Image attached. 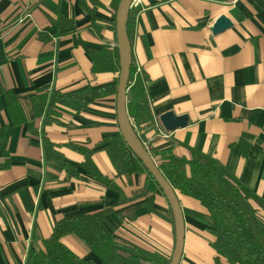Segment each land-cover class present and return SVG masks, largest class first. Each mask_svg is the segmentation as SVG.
Segmentation results:
<instances>
[{
    "label": "crops",
    "instance_id": "0c3cea01",
    "mask_svg": "<svg viewBox=\"0 0 264 264\" xmlns=\"http://www.w3.org/2000/svg\"><path fill=\"white\" fill-rule=\"evenodd\" d=\"M95 1L97 32L76 0H0V90L15 95L23 121L11 125L0 93V129L13 127L0 140V264H23L28 247H39L60 219L104 208L117 251L171 256L173 222L160 190L144 174L116 176L105 152L95 149L118 134L115 95L88 99L78 113L55 108L56 121L46 125L32 111L30 97L38 92L82 94L114 82L115 75L90 72L89 55L116 44L109 0ZM129 14L131 61L144 76L154 128L166 112L187 117L166 139L146 128L147 143L153 150L170 146L178 158L189 150L212 158L264 204V0H140ZM219 16L231 26L212 35ZM60 19L72 25L60 29ZM42 136L79 178L64 181V173L46 166ZM67 144L93 149L94 167L115 190L86 175L82 156ZM176 197L184 227L178 264H226L213 261L212 238L201 221L208 220L205 209ZM60 243L101 264L73 236Z\"/></svg>",
    "mask_w": 264,
    "mask_h": 264
},
{
    "label": "trees",
    "instance_id": "16d2710c",
    "mask_svg": "<svg viewBox=\"0 0 264 264\" xmlns=\"http://www.w3.org/2000/svg\"><path fill=\"white\" fill-rule=\"evenodd\" d=\"M215 1L227 3L232 0ZM118 2L119 0H109L108 3L114 36V14ZM76 3L83 13L90 16V27L97 32L98 27L95 25L97 19L94 17L95 9L98 7L97 2L76 0ZM129 13L130 9L127 13L125 30L130 43L132 18ZM71 25V20L60 19L58 22L60 29L69 28ZM89 57L91 74L109 73L117 78L116 47L104 45L100 51L91 53ZM116 78L110 85L82 94L38 92L30 97L32 111L36 117H43V124H50L57 118L55 108L60 107L78 113L87 105L88 99L115 95ZM0 93L12 121L11 125L22 123L15 104V95L4 90H0ZM125 111L133 133L141 144H145L147 140L144 130L148 127L149 130H153L154 122L144 88V76L135 72L132 61L126 83ZM12 128L10 126L0 129L1 141H5L11 135ZM66 146L82 156L83 160L79 166L86 175L112 191L115 190L109 180L94 167L91 161L93 149L74 144ZM55 147L45 136H42L46 166L57 173H64V181L79 178L75 167L67 163ZM95 149L105 152L116 176L129 178L132 174H144L146 178L152 180L141 163L129 152L119 134L103 138ZM145 150L176 195L192 199L205 209L208 220L201 221L206 225L207 232L212 238L210 248L214 253V263L223 259L226 264H264V216L260 213L261 209L264 211L262 202L210 157L189 150L187 158H178L171 154L170 146L158 150L152 148ZM47 179L56 180L57 177L47 174ZM108 212L109 209L104 208L92 214H73L60 219L54 224L49 237L39 241V247L33 245L28 247L23 264H90L76 257L60 243V238L66 235L76 238L86 250L100 260L101 264L168 263L157 253L136 250L132 255H125L117 251L110 234ZM133 217L131 215L128 219Z\"/></svg>",
    "mask_w": 264,
    "mask_h": 264
},
{
    "label": "water",
    "instance_id": "95a60500",
    "mask_svg": "<svg viewBox=\"0 0 264 264\" xmlns=\"http://www.w3.org/2000/svg\"><path fill=\"white\" fill-rule=\"evenodd\" d=\"M131 1L132 0H119L114 14L115 47L118 50V74L115 91L116 125L118 134L126 144L129 152L141 163L168 204L173 222L174 245L167 264H178L184 238V227L179 202L175 192L162 177L145 148L133 133L125 111L126 83L128 69L131 63L130 43L126 35L125 25ZM230 26L231 22L228 18L219 16L209 28V31L212 35H216ZM158 122L165 132H172L176 129L185 127L187 124V117L175 116L171 112H166L158 117Z\"/></svg>",
    "mask_w": 264,
    "mask_h": 264
},
{
    "label": "built area",
    "instance_id": "2783aa9c",
    "mask_svg": "<svg viewBox=\"0 0 264 264\" xmlns=\"http://www.w3.org/2000/svg\"><path fill=\"white\" fill-rule=\"evenodd\" d=\"M140 0H132L130 5H129V9L138 6ZM134 65V64H133ZM135 68V72L140 74L139 69L134 65ZM156 130V135L160 138V139H166L168 137V133L169 132H165L161 127L160 128H155ZM143 147L146 149H151V146L146 142L145 144H142Z\"/></svg>",
    "mask_w": 264,
    "mask_h": 264
}]
</instances>
